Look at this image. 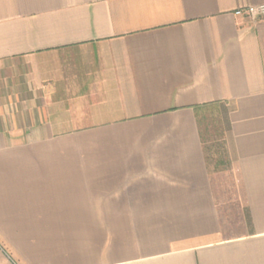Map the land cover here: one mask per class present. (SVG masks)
<instances>
[{"label": "crops", "instance_id": "0c3cea01", "mask_svg": "<svg viewBox=\"0 0 264 264\" xmlns=\"http://www.w3.org/2000/svg\"><path fill=\"white\" fill-rule=\"evenodd\" d=\"M258 5L0 0V264H264Z\"/></svg>", "mask_w": 264, "mask_h": 264}, {"label": "built area", "instance_id": "2783aa9c", "mask_svg": "<svg viewBox=\"0 0 264 264\" xmlns=\"http://www.w3.org/2000/svg\"><path fill=\"white\" fill-rule=\"evenodd\" d=\"M236 16H244L249 18L264 17V5L250 6L246 9L237 10L234 13Z\"/></svg>", "mask_w": 264, "mask_h": 264}, {"label": "rangeland", "instance_id": "374dc122", "mask_svg": "<svg viewBox=\"0 0 264 264\" xmlns=\"http://www.w3.org/2000/svg\"><path fill=\"white\" fill-rule=\"evenodd\" d=\"M209 116H210L209 118L205 117V119L201 120V125L202 126H209V127H211V126L216 127L218 125V122H217V118L214 117V113L210 112ZM218 159H219V157L217 155H214V158L212 157L213 162H216V164L220 163L219 162L220 160H218ZM221 164L222 163H220L219 165H221ZM223 169H224V167H223Z\"/></svg>", "mask_w": 264, "mask_h": 264}]
</instances>
